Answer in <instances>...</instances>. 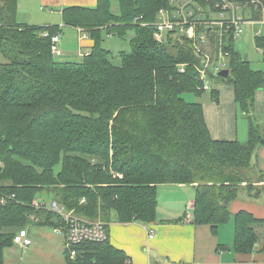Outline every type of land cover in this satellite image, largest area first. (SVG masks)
Masks as SVG:
<instances>
[{"label":"trees","instance_id":"1","mask_svg":"<svg viewBox=\"0 0 264 264\" xmlns=\"http://www.w3.org/2000/svg\"><path fill=\"white\" fill-rule=\"evenodd\" d=\"M170 0H111L96 7H66V26L89 32L94 46L81 62L57 61L50 36L59 26L18 23V0H0V264L15 237L31 224L62 225L61 217L33 201L54 198L69 211L109 225L156 221L158 186L190 185L195 189L193 224L210 226L217 236L232 218L230 205L243 193L252 199L264 191V171L252 162L264 144L255 122L257 92L264 88V70L230 45L231 75L220 80L235 89L238 112L249 120V137L216 141L203 105L184 95H202L193 64L200 59L192 42L154 39L152 24ZM132 52L121 63L103 47L106 37L125 39ZM264 60V36L255 39ZM189 63L185 73L178 65ZM212 100L219 95L211 91ZM257 173L261 178L251 181ZM257 178V177H256ZM13 196V197H12ZM51 201V200H50ZM49 202V201H46ZM31 216L38 218L37 222ZM237 253L250 254L259 241L264 220L246 211L234 215ZM66 264H127V254L103 243L74 248Z\"/></svg>","mask_w":264,"mask_h":264},{"label":"crops","instance_id":"2","mask_svg":"<svg viewBox=\"0 0 264 264\" xmlns=\"http://www.w3.org/2000/svg\"><path fill=\"white\" fill-rule=\"evenodd\" d=\"M98 2L99 0H18L17 19L22 25L61 27L62 31L59 34L62 39L60 40L61 49L63 47L62 56L72 59L66 62H75L74 59L83 60L84 56L91 52L94 41L89 32L66 26L63 22V10L66 7L77 6L93 8ZM244 16L250 22L263 18L251 11L246 12ZM256 24L246 25L253 29ZM258 33L255 39L264 36ZM113 37L115 36L110 35L106 38ZM234 40L224 38L222 44L225 49L230 50V45L234 46ZM258 51L260 52L259 49ZM213 57L218 58L219 51H213ZM230 59L231 56L229 61L227 60L229 65ZM213 85V91L219 95V103L212 100L210 92L207 99L197 101L203 105L205 121L212 138L216 141L245 143L249 137L250 124L249 120L238 112L234 87L221 81H214ZM254 120L262 126L264 140V88L256 94ZM253 163L260 171H264V144L256 150ZM160 198L165 201L162 203ZM194 207L195 189L192 186L159 185L156 221L148 224L139 222L122 224L114 218L108 227L109 241L112 246L127 254L130 264H264V226L256 227L259 241L252 253H237L233 249L234 215L246 211L256 219L264 220V191L256 199L250 198L245 192L233 201L230 205L232 218L226 225L220 226L217 236L212 233L210 226H196L192 223ZM230 225L232 226L230 236L223 237L224 226ZM150 235L154 236L153 239L149 238ZM63 242L65 256V239ZM7 262L6 260V264H10ZM61 264H66V257Z\"/></svg>","mask_w":264,"mask_h":264},{"label":"built area","instance_id":"3","mask_svg":"<svg viewBox=\"0 0 264 264\" xmlns=\"http://www.w3.org/2000/svg\"><path fill=\"white\" fill-rule=\"evenodd\" d=\"M169 3L168 8L159 11L157 20L147 26L154 28V39L158 43H164L168 38L192 42L201 62L200 65L193 64L200 80L198 89L211 92L214 89L213 82L216 81L215 75L222 70H230L228 61L231 55L222 44L223 39L241 37L247 23L264 24V0H170ZM248 11L260 14L262 20L250 22L244 16ZM258 35H262L261 31ZM42 36L51 38L54 57L63 55L60 34L50 36L48 31H44ZM213 51H219L218 58L213 57ZM188 66L189 63L179 64L178 70L185 73ZM6 199L2 196L1 203L5 204ZM33 206L37 209L47 208L61 217L62 225L55 228L54 232L64 236L65 250L71 259L77 255L74 249L76 246L87 242L103 243L109 239L105 222L78 216L57 200L46 202L43 198H38L33 201ZM31 220L37 222L38 218L31 216ZM153 237L149 236L150 239ZM15 243L21 248L32 244L27 229L20 231L15 237Z\"/></svg>","mask_w":264,"mask_h":264},{"label":"rangeland","instance_id":"4","mask_svg":"<svg viewBox=\"0 0 264 264\" xmlns=\"http://www.w3.org/2000/svg\"><path fill=\"white\" fill-rule=\"evenodd\" d=\"M111 4L112 11L115 13H120L118 0H111ZM147 24L149 23H146L144 25L147 26ZM260 31L262 32V35H264V25L262 24H256L253 29L251 26L245 25L244 34L234 40L235 51L240 53L244 58L248 59L251 62L252 67L256 70H264V60L262 54L255 46L256 33ZM133 36L134 32L130 31L125 39H120L118 37L105 39L103 47L112 52L111 60L114 64L119 65L121 63V58L119 57L121 52H132L130 40L133 38ZM55 59L62 62L72 60L67 58L66 56L55 57ZM81 60V58H77L73 61L79 62ZM6 61V58L2 55V53H0V63H5ZM216 81L220 82V80L218 79H216ZM209 96V92H205L200 96L195 93H188L184 95V98L188 102H197L203 99H207ZM259 178L262 179V177L255 173V178H251L252 183L257 182ZM254 185L258 186V188L262 187L264 185V181H262V183L260 184L254 183ZM48 199L56 200L51 197L47 198V201ZM160 201L163 203L165 200L160 198ZM224 227L225 232L224 234H222V236L227 238L228 236H230V228L232 230V226L230 225ZM26 229L28 230V234L29 230L31 231L29 237L31 238L32 244L26 248H21L19 245L15 244L13 247L6 249L4 254L5 264L6 260L8 261L7 263L10 264H17V262L20 264H61L65 260L63 250V235L56 234L53 231V228L49 226H36L35 224H31L27 226Z\"/></svg>","mask_w":264,"mask_h":264},{"label":"water","instance_id":"5","mask_svg":"<svg viewBox=\"0 0 264 264\" xmlns=\"http://www.w3.org/2000/svg\"><path fill=\"white\" fill-rule=\"evenodd\" d=\"M212 71V69H211ZM231 73H230V70L229 69H225V70H222L220 72H218L216 75H215V78L218 79V80H227L229 79Z\"/></svg>","mask_w":264,"mask_h":264},{"label":"bare ground","instance_id":"6","mask_svg":"<svg viewBox=\"0 0 264 264\" xmlns=\"http://www.w3.org/2000/svg\"><path fill=\"white\" fill-rule=\"evenodd\" d=\"M0 166H1V163H0Z\"/></svg>","mask_w":264,"mask_h":264}]
</instances>
